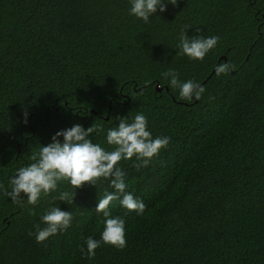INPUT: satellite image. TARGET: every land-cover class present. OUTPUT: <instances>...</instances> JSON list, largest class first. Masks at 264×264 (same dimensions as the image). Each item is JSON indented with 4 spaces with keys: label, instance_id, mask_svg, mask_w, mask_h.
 Segmentation results:
<instances>
[{
    "label": "trees",
    "instance_id": "trees-1",
    "mask_svg": "<svg viewBox=\"0 0 264 264\" xmlns=\"http://www.w3.org/2000/svg\"><path fill=\"white\" fill-rule=\"evenodd\" d=\"M130 7L0 0V184L8 191L33 153L75 124L93 127L88 138L106 151L115 148L106 135L116 117L143 114L153 139L170 138L148 166L137 170L136 157L116 166L145 205L142 213L109 205L125 221L126 247L101 242L86 256L87 238L100 240L104 229L95 209L115 191L110 179L78 189L62 181L36 205L0 190V264H264V0H178L147 23ZM182 34L219 41L194 60L178 47ZM222 64L228 71L217 75ZM168 71L204 91L182 98ZM65 191L74 203L53 199ZM52 207L70 211L71 225L37 243L34 226L44 227Z\"/></svg>",
    "mask_w": 264,
    "mask_h": 264
},
{
    "label": "clouds",
    "instance_id": "clouds-1",
    "mask_svg": "<svg viewBox=\"0 0 264 264\" xmlns=\"http://www.w3.org/2000/svg\"><path fill=\"white\" fill-rule=\"evenodd\" d=\"M177 3L178 0H130L129 14L147 23L149 17L156 14L157 9L163 13L167 10V4L175 6ZM218 41L217 36L190 39L186 34H182L178 47L182 54L190 59L203 60ZM228 68L226 64L219 65L216 69L217 75L226 73ZM162 75L166 78L170 77L171 85L180 89V96L184 99H191L193 96L198 99L204 91L193 81L180 82L174 71H168ZM27 115L28 113L25 112V123H27ZM116 119L119 121L118 127L110 128L106 135L108 145L115 146L114 150L106 151L88 138L95 130L93 127L85 129L80 124H75L71 128L56 132L51 143L43 145L38 152L33 153L31 159L34 162L19 168L17 174L11 178V191L0 184V190H3L14 203H20V197L23 194L28 204L36 205L41 194L48 195L56 191L59 182L67 181L74 189H78L85 184L95 186L100 178L110 179V185L115 191L106 193L102 199H99L95 211L103 214L104 229L100 240L87 238L86 256L88 258L95 256V250L101 242L118 249L126 247L125 221L119 216H112L109 211L112 201L118 200L121 206L137 213H142L145 209L142 201L135 199L126 191V173L116 167L117 164L122 159L131 160L136 157L138 163L134 166L139 170L148 166L152 158L170 142L168 137L152 138V134L147 130V118L143 114H137L131 123L121 117ZM59 137H63V140L61 141ZM75 194L65 191L61 192L58 198L53 199L74 203ZM71 221L70 211H62L60 207L50 208L41 217L44 227L41 228L40 224L34 226L37 243H42L49 237L67 230ZM80 251L85 253L83 247Z\"/></svg>",
    "mask_w": 264,
    "mask_h": 264
},
{
    "label": "water",
    "instance_id": "water-1",
    "mask_svg": "<svg viewBox=\"0 0 264 264\" xmlns=\"http://www.w3.org/2000/svg\"><path fill=\"white\" fill-rule=\"evenodd\" d=\"M223 58L225 59L224 56H223ZM156 89L159 90V91L161 90V87L159 86V84L156 85ZM166 89H167V87H166Z\"/></svg>",
    "mask_w": 264,
    "mask_h": 264
}]
</instances>
